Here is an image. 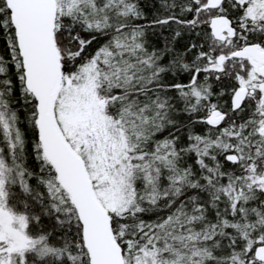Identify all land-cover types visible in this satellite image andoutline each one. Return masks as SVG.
<instances>
[{
	"label": "snow or ice",
	"instance_id": "6c2138e0",
	"mask_svg": "<svg viewBox=\"0 0 264 264\" xmlns=\"http://www.w3.org/2000/svg\"><path fill=\"white\" fill-rule=\"evenodd\" d=\"M0 264H264V0H0Z\"/></svg>",
	"mask_w": 264,
	"mask_h": 264
}]
</instances>
